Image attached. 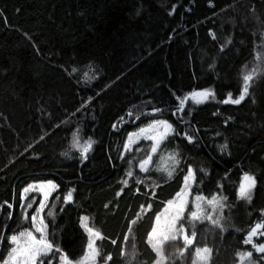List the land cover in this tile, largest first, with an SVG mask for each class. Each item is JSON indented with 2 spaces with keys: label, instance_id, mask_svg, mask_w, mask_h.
Masks as SVG:
<instances>
[{
  "label": "trees",
  "instance_id": "1",
  "mask_svg": "<svg viewBox=\"0 0 264 264\" xmlns=\"http://www.w3.org/2000/svg\"><path fill=\"white\" fill-rule=\"evenodd\" d=\"M262 56L264 0H0V234L23 227L22 189L52 180L59 187L43 216L47 222V212H54L56 227L49 224L48 231L72 261L86 249L79 217L87 215L103 234L97 241L102 256L111 253L115 264H152L147 232L191 164L197 170L195 192L211 198L223 185L226 231L203 223L195 230V245L183 255L177 245L169 264H191L202 244L213 249L209 264L237 263L238 252L253 251L243 244L246 233L264 222ZM73 67L78 72L70 74ZM250 67L256 69L248 97L239 105L223 103L228 93L239 96ZM202 89L214 98L177 111L176 96ZM153 107L162 111L149 115ZM157 117L176 129L162 146L180 157L170 177L137 168L142 143L140 152L127 155L132 165L117 158L128 133ZM184 132L198 142L188 144ZM73 133L80 142L95 141L86 160L73 147ZM128 170L133 177L125 176ZM245 172L257 178L251 201L238 196ZM73 189V202L65 204L63 197ZM148 203L152 211L141 212ZM138 214L125 243L127 221ZM10 246L0 240V261ZM260 259L254 253L252 260Z\"/></svg>",
  "mask_w": 264,
  "mask_h": 264
},
{
  "label": "snow or ice",
  "instance_id": "2",
  "mask_svg": "<svg viewBox=\"0 0 264 264\" xmlns=\"http://www.w3.org/2000/svg\"><path fill=\"white\" fill-rule=\"evenodd\" d=\"M209 32L212 34L213 39H215V34L212 33L211 29ZM221 51H224V45H221ZM262 58H264V56H262ZM210 67H213V65H210ZM77 72L78 68L73 67L70 74H75ZM85 77H87V73H85ZM89 79H95V77L93 76ZM253 79L254 76L252 74L244 75V83L243 87L239 89V96L233 98L232 93H228L223 103H231L233 105L241 104V102L249 95L250 82ZM214 96L215 93L209 89L191 91L183 98L176 96V100L179 103L177 111H184L185 102L189 99L196 104H200L210 98H214ZM161 111L160 108L153 107L152 112L149 115H155ZM185 114L187 113L185 112ZM129 115H131V113H129ZM172 115H175V113H172ZM139 118V116L136 117L137 120ZM115 127L116 126L113 125L114 130ZM173 132H176V129L168 119H151L150 123L146 126L139 127L136 132L128 133L127 139L123 144L124 151L120 152L117 158L123 160L126 164L132 165L133 160H128L127 154L133 151V146L138 140L141 138L147 139L152 142L150 151L145 149L140 158L135 160V163L141 172L149 173L150 166L154 162V155L158 153L162 142ZM182 138L186 140L188 144H195L198 142V138L188 132H184ZM94 143L95 141L89 137L81 145L77 133H73V147L80 149L82 160L88 158V153L92 149ZM227 147V144L221 145L220 150L224 151ZM135 151L140 152L141 150L136 148ZM177 156L178 154H173L169 157L172 166L179 164L180 161ZM196 171L197 170L194 169L191 164L186 165V174L183 177L180 190L177 191L172 198L163 202L164 207L161 211L156 212L153 218L152 226L147 232L145 240V243L154 255L152 264H169L168 257L165 254V246L169 241H183L184 248L181 249V255H183L184 252L189 251V249L195 245L196 233L195 231H192L191 234H189L188 228L185 227L186 219H190L191 221L207 219L214 225H217L222 230L226 231L224 223L227 221L222 214V209L226 206L224 201L227 200V197H221L219 195V188H222L223 185L218 186V192L213 194L211 198H208L197 190V194L193 199L192 186L196 183ZM200 171L202 173L204 172L203 169ZM168 175L171 176L172 172L168 171ZM225 175H227V173ZM125 176L127 178L133 177V171H126ZM127 178L122 181V184L125 187H127L129 183ZM137 183L143 185L144 181H137ZM38 187L39 191L43 194V198L37 201L39 206L29 213L27 209H32L33 205L31 203L22 204V207L25 208L23 218L29 223L30 227L20 230L10 236L6 233L0 234V240L6 239L11 245L8 256L5 257L3 261H0V264H73L69 253L65 252L59 245L54 243L56 233H49L48 231L49 224H51L52 227H56L54 212H47V216L52 218L51 220H47V222L46 218L41 215L45 209V201L48 200L51 193L59 186L52 180H47L40 181ZM256 187L257 178L245 172L239 184L238 196L251 201L253 199V190ZM36 188L37 183H29L24 187L20 196L21 201L23 202L25 200L23 193H28L30 190ZM121 191H123V189ZM136 191L139 193L140 188L137 187ZM74 192V189L69 190L63 197L65 204L73 202ZM117 195H120V193H117ZM57 199H60V197H57ZM5 204L9 208H12V205L8 204L7 201H5ZM205 204L210 207V212L205 210ZM105 207L108 206L105 205ZM145 208H147L148 212H151L152 204L148 203L147 205H141L140 211L143 212ZM59 211L63 212L65 209L60 208ZM213 213H216V215L213 216ZM11 215L12 213L10 212L9 216L11 217ZM138 218L139 214L133 219L127 221L128 232L123 236L125 243L129 241L130 234L133 230L132 226L136 223ZM88 220L89 217L87 215H81L79 217V223L89 235L85 254L80 264H98V260L100 259L104 261V264H115V260L111 253L107 256H102L101 252L96 247V241L103 240L104 237L102 232L85 223V221ZM50 235L52 239L49 238ZM262 237H264V222L255 223L246 233L243 240V244L249 245L253 251L238 252L236 254L238 264H264V242H256L257 239ZM111 243L117 245L118 242L117 240H111ZM212 252L213 249L207 246H204L203 248L197 247L195 250L197 260L194 261V264H209ZM254 253L261 257L259 261L252 260ZM120 254L121 256L124 255L123 249Z\"/></svg>",
  "mask_w": 264,
  "mask_h": 264
},
{
  "label": "rangeland",
  "instance_id": "3",
  "mask_svg": "<svg viewBox=\"0 0 264 264\" xmlns=\"http://www.w3.org/2000/svg\"><path fill=\"white\" fill-rule=\"evenodd\" d=\"M263 59L261 58L260 59V61H262ZM264 65V64H263ZM255 69L256 68H253V67H250L247 71H246V73L244 74V75H249V74H252L253 76H254V72H255ZM243 83H244V81H243V78H242V87H243ZM252 84V81L250 82V85ZM210 90V89H209ZM188 94V93H187ZM187 94H185L184 96H186ZM183 96V97H184ZM182 97V98H183ZM207 101V100H206ZM205 102V101H204ZM204 102H202V103H204ZM201 104V103H200ZM199 104H196V103H194L193 101H191L190 99L188 100V101H186L185 102V107H187L188 108V110H190V109H193V108H195V107H197ZM154 119H166V118H163V117H157V118H154ZM150 121H151V119L150 120H148V121H146L144 124H142L141 126H139V127H142V126H146L148 123H150ZM170 122V121H169ZM171 123V122H170ZM138 127V128H139ZM138 128L137 129H135L134 131H132V132H136L137 130H138ZM172 133H170V135H171ZM169 135V136H170ZM128 136V135H127ZM126 139H127V137H126ZM126 139H125V141H126ZM166 140H167V138H166ZM165 140V141H166ZM124 141V142H125ZM165 141H163L162 142V145H161V147H160V149H159V151H158V153L157 154H155L154 155V162H153V164L150 166V169H155V170H157V171H159V172H161V173H163V175H165L166 177H170L169 175H168V171H171L172 172V175H173V173L176 171V169H177V167L179 166V164H180V162H179V164H176V165H174V166H172L171 165V161L169 160V157L170 156H172L173 154H178L177 153V151L175 150V149H173V150H168V151H163L162 150V146H163V144H164V142ZM85 141H82V142H80L81 143V145L84 143ZM140 143H142V144H140ZM151 144H152V142L151 141H149V140H147V139H144V138H141L140 140H138L137 142H136V144L133 146V151L136 149V148H138V146L139 145H142L143 146V148H141V149H143V151L145 150V149H147V150H149L150 151V148H151ZM78 149V148H77ZM140 149V148H139ZM124 151V149H123V147H122V152ZM130 154V153H129ZM128 155V154H127ZM177 158L179 159V161H180V157H179V155L177 156ZM138 168V167H137ZM167 169V170H166ZM44 181H47V180H44ZM39 182L40 181H34V182H31V183H37V188L36 189H34V190H30L28 193H23V196L25 197V200L22 202V201H20V205H21V207H22V204H27V203H31L32 205H33V208L32 209H27V211L29 212V213H31L36 207H38L39 205H38V203H37V201L38 200H40V199H42L43 198V194L39 191V187H38V184H39ZM54 182V181H53ZM55 183V182H54ZM26 187V186H25ZM193 187V193H192V198L194 199V196L197 194V192H195L194 191V185L192 186ZM23 190V189H22ZM54 192V191H53ZM52 192V193H53ZM21 193H22V191H21ZM52 193H51V195H52ZM50 195V196H51ZM20 196H21V194H20ZM49 199H50V197L48 198V200H46L45 201V209H46V207H47V204H48V201H49ZM45 209H44V211H45ZM205 210L206 211H211V209H210V207L209 206H207L206 204H205ZM24 211H25V208L24 207H22V212H21V219L24 221V223H23V227L20 229V230H23V229H25V228H29L30 227V225H29V223L23 218V213H24ZM44 211L41 213V215L43 216V213H44ZM216 215V213H213V216H215ZM85 223H87L90 227H93L90 223H89V220L88 221H85ZM203 223H205V224H207V223H211V224H213L211 221H209V220H207V219H205V220H199V221H191L190 219H186L185 220V227H187L188 228V230H189V234H191V232L192 231H195V230H198L200 227H202L203 228ZM214 225V224H213ZM94 229H96L95 227H93ZM84 229V228H83ZM19 230V231H20ZM85 230V229H84ZM97 230V229H96ZM85 232H86V230H85ZM87 233V232H86ZM87 243H88V240H89V235H88V233H87ZM177 245H181L182 246V249L184 248V244H183V241L182 240H179V241H169V242H167L166 243V246H165V254H166V256L167 257H169V254H171V251H174L175 249H176V246ZM204 246H207V247H209V248H211L209 245H207V244H205V245H200V246H198L199 248H203ZM11 247V246H10ZM96 247L98 248V246H97V241H96ZM196 248L197 247H195V249H194V251H193V253H192V258H191V264H194V261H196L197 260V257L195 256V250H196ZM86 250V249H85ZM170 251V252H169ZM180 251H181V249H180ZM8 252H9V250H8ZM8 252H7V256H8ZM84 254H85V252H84ZM84 254H83V256H84ZM6 256V257H7ZM83 256L80 258V259H78V260H76V261H73V264H80V262L82 261V258H83ZM235 264H238V261H237V263H235Z\"/></svg>",
  "mask_w": 264,
  "mask_h": 264
}]
</instances>
